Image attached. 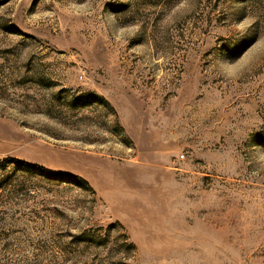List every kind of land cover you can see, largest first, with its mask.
Segmentation results:
<instances>
[{
  "label": "rangeland",
  "instance_id": "374dc122",
  "mask_svg": "<svg viewBox=\"0 0 264 264\" xmlns=\"http://www.w3.org/2000/svg\"><path fill=\"white\" fill-rule=\"evenodd\" d=\"M0 264H264V0H0Z\"/></svg>",
  "mask_w": 264,
  "mask_h": 264
},
{
  "label": "trees",
  "instance_id": "16d2710c",
  "mask_svg": "<svg viewBox=\"0 0 264 264\" xmlns=\"http://www.w3.org/2000/svg\"><path fill=\"white\" fill-rule=\"evenodd\" d=\"M56 175H58V174H56Z\"/></svg>",
  "mask_w": 264,
  "mask_h": 264
}]
</instances>
